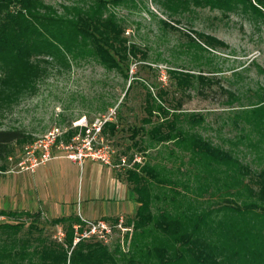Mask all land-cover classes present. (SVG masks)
I'll list each match as a JSON object with an SVG mask.
<instances>
[{"label": "rangeland", "instance_id": "374dc122", "mask_svg": "<svg viewBox=\"0 0 264 264\" xmlns=\"http://www.w3.org/2000/svg\"><path fill=\"white\" fill-rule=\"evenodd\" d=\"M44 1L59 8L61 4H68L72 0ZM134 2V5L114 9L116 15L122 19L124 35L145 53L143 61L130 62L127 79L115 70H106L91 59L72 61L67 67L52 63L45 65L46 75L36 82L34 92L26 91L15 94L10 100H0V129H18L25 136L21 140L10 142L6 157L0 159V209L10 210L8 208L11 207V202H14L13 207L18 208V202L23 197L30 200L35 186L32 176L40 173L44 191L49 186L55 190L57 184L61 188L60 191L65 190L74 201L76 200L74 208L86 201L87 191L94 194L93 201L87 206V217L84 218L98 219L100 212L106 211V214H123L125 222L132 215L127 213L131 211L130 204L134 201L130 195V200L128 199L113 171L115 174L124 172L133 160L127 165L111 168L89 158L82 164L76 161L73 163L65 153L80 147L83 142H89L92 149L101 144L113 149L112 162L118 161L116 154L121 152L126 159L133 153L139 163L145 161L151 165L160 156L167 164V153L164 149L148 148L145 153H137L138 150L132 146V140L129 138L130 127L140 125L145 114L143 106L147 92L152 96H165V102L169 105L173 103V97L182 99L183 108L203 115V126L198 131L212 143L226 147L228 143L222 138L233 137L237 131L232 127L230 119L234 110H228L229 106L248 104L256 99V94L264 93L263 17H255L249 11L243 13L239 10L222 13L218 9L208 7L191 8L190 11L170 14L153 0ZM262 12L264 13L263 9ZM162 21L169 24L164 25ZM171 24L177 28H171ZM186 30L210 35L223 42L226 47L207 54L189 44ZM195 53L201 57L194 58ZM206 55L210 57L209 63L205 62ZM213 66L218 67L220 71L208 72L214 71ZM174 68L202 70L211 78V82L203 84L202 87L198 86L202 88V94L196 93V89H189L184 92L189 95L186 96L178 91L168 73L169 69ZM128 83L129 89L123 96ZM233 96H237L238 101L229 102ZM113 109L116 110L118 124L115 133L111 135L106 130L101 134L99 130L95 135L93 125L98 124L100 117L106 116ZM222 121H225L224 125ZM143 137L142 139H145V134ZM42 144H46L50 154L57 157L44 162V165H36L34 173L19 171L21 162L23 166H27V158L39 157ZM155 151L159 152L152 158L150 154ZM251 155L252 153H249L244 161L249 163ZM58 165L65 168L61 177ZM50 166L52 173L48 175L46 169ZM156 168L154 179L157 182L152 179L155 186L149 188L151 195L156 196V200L152 202L154 218L141 230L143 233L136 241L137 253L129 252L121 256L117 252V264H131L128 261L130 259L135 264H192V255L186 252L185 242H178V236L191 231L195 235L204 233L214 238L217 235L214 229L204 227L203 220L199 221L197 217L203 210L223 204L225 198L229 199L232 206L238 203L237 197L226 192L227 190H220V193L212 187L197 189L193 188L194 182L192 187H189L186 185V173L182 174L175 168L170 170L163 164H156ZM22 178L25 185L19 180ZM123 181L130 194V184L125 179ZM39 187L42 189L41 185ZM27 208H31V205L27 204ZM77 210L74 211L76 216ZM46 214H40L39 218L33 221L35 228L31 230L30 237L41 235L47 240L61 243L65 224L51 225L49 220L52 213ZM212 218L214 219L213 216ZM2 222H22L18 236L24 237L32 218L25 215L17 218L0 216V223ZM157 222L165 223L171 234L159 228L157 224L155 226ZM227 222L228 220H225L220 226H227ZM175 223L178 229L174 233L172 230ZM195 224L200 228L196 229ZM77 229L79 230V226ZM217 231L218 234L221 233L219 229ZM125 232L113 231L112 237L106 242L108 248L111 249L113 243L119 241L124 251L127 244L122 240V235ZM131 249L132 247L130 251ZM139 249H150V258H143L141 254L138 256V253H141Z\"/></svg>", "mask_w": 264, "mask_h": 264}, {"label": "trees", "instance_id": "16d2710c", "mask_svg": "<svg viewBox=\"0 0 264 264\" xmlns=\"http://www.w3.org/2000/svg\"><path fill=\"white\" fill-rule=\"evenodd\" d=\"M153 1L170 14L208 7L222 13L249 11L255 17L264 18V0ZM134 4V0H72L56 8L44 0H0V100H10L15 94L26 91L34 92L36 82L46 75L45 65L52 63L67 67L72 61L91 59L127 79L130 62L143 61L145 53L124 35L122 19L114 9ZM162 23L169 24L166 21ZM169 26L177 28L172 24ZM185 32L189 44L207 54L226 47L210 35ZM200 57L198 53L194 54V58ZM204 59L206 63L210 62L207 55ZM212 69L214 71L208 72L220 71L218 67L213 66ZM168 73L180 93L196 89V93L202 94L199 87L211 82V78L202 70L174 68L169 69ZM129 86L130 83L123 96ZM184 94L189 96L188 93ZM238 99L233 96L229 102ZM171 100L173 103L169 105L165 102V96H152L147 92L141 124L130 127L129 138L137 153H145L148 148L164 149L171 165L168 166L160 156V161L151 165L133 160V153L125 158L126 164L131 160L133 162L117 175L130 184V197L137 206L124 222L130 227L129 232L122 235V240L127 244L124 251L119 241L114 242L111 249L94 237L73 241V224H77L79 230L83 225L74 214L49 220L51 225L65 224L63 241L56 243L41 235L30 237L31 230L35 228L33 221L39 218L40 211L0 209V216L17 218L25 215L32 218L24 237L18 236L22 222L0 223V264H117V252L121 256L129 252L137 253L136 241L143 233L141 230L154 218L152 202L156 196L151 195L149 188H153L154 182H157L154 179L156 164L186 173V185L189 187L194 182L193 188L212 187L217 192L227 190L237 197L235 206L225 198L223 204L203 210L197 217L199 221L203 220L204 227L214 229L217 234L214 238L204 233L195 235L191 231L178 236V242L186 243V252L191 253L192 264H264V93L256 94V99L248 104L229 106L228 110H234L230 120L237 131L233 137L222 138L228 143L226 147L212 143L198 131L204 122L200 112L183 108L182 99L173 97ZM100 118H106L100 125L101 134L108 130L113 135L118 128L116 110H110ZM144 134L146 137L142 139ZM24 137L18 129H0V159L6 157L10 142ZM157 152L151 153V157L154 158ZM249 153H252L249 163L257 167H251L244 161ZM120 155L124 156L120 152L116 154L117 158ZM106 219L115 221L114 216ZM225 220H228V225L220 226ZM156 224L171 234L165 223ZM194 227L200 228L197 224ZM173 228L175 233L178 225L175 223ZM218 229L221 231L219 234ZM139 251L138 256L141 254L143 258H150V249ZM128 261L135 264L131 259Z\"/></svg>", "mask_w": 264, "mask_h": 264}, {"label": "built area", "instance_id": "2783aa9c", "mask_svg": "<svg viewBox=\"0 0 264 264\" xmlns=\"http://www.w3.org/2000/svg\"><path fill=\"white\" fill-rule=\"evenodd\" d=\"M106 118L102 119L98 124H94L95 127V135L99 133L100 125ZM94 137V136H93ZM93 146V144H92ZM67 149V147H65ZM113 149L108 147L107 145H99L97 148H91L89 146V142H83L80 147H76L75 150L69 151L65 153V156L73 161L81 163L84 159L89 158L91 160L100 162L104 165L110 166L111 168L117 167L118 165H127L126 159L124 156H120L117 162H112L111 155L113 154ZM51 154L47 149L46 144L41 145V152L39 157L36 159L35 157L31 156L27 158L29 164L27 166H23V162L19 164L21 169H28L30 171L38 165L39 163L42 164L48 161L51 158ZM135 160V158L133 159ZM77 216L83 222L82 229H77V224L73 225L74 230V238L73 241L78 240L79 238H88L94 237L104 243H106L113 234V231H129L130 227L126 226L123 222V214L115 215V221H110L109 219L105 218H98V219H86L83 218L77 210Z\"/></svg>", "mask_w": 264, "mask_h": 264}, {"label": "crops", "instance_id": "0c3cea01", "mask_svg": "<svg viewBox=\"0 0 264 264\" xmlns=\"http://www.w3.org/2000/svg\"><path fill=\"white\" fill-rule=\"evenodd\" d=\"M155 153V152H154ZM153 153V154H154ZM52 159H54V157H57L55 154H52L51 155ZM156 156V155H155ZM50 158V159H51ZM159 158V157H158ZM87 159V158H86ZM84 159V160H86ZM83 160V161H84ZM91 160V159H90ZM162 160V159H161ZM73 163L75 161L71 160ZM83 161L81 162V164L83 163ZM91 161H94V160H91ZM160 160H157L155 163H158ZM45 163H43L44 165ZM168 166H170V161L168 160L167 162ZM51 169L52 167H48L46 170H47V173L48 175H51L50 173L51 172ZM19 171H30L28 169H21ZM31 173H34L35 172V167L33 168L32 171H30ZM58 173L60 174V177L63 173H65V168L62 166V165H58ZM113 174L114 176L119 180V182L122 184V188L123 190L126 191V194L128 196V199H129V193H128V190L126 189L125 185H124V181L121 177L117 176V174L114 173L113 171ZM47 175V176H48ZM20 178V177H19ZM32 179L34 180V183H35V186L34 188L32 189V192H31V197H30V200H27L26 197H23L19 202V207L18 208H15L13 207V204L14 202H11V207L8 208L10 210H28V211H40L41 214H46V213H52V216H50V218H53V217H60V216H66L68 214H74V211H76L77 209L79 210V213L81 216L84 217H87L85 215H87V211H88V205L91 204V202L93 201V195L90 191H87L86 193V201H84L83 203H81L78 208H74V205L75 204V201L73 200L74 198H72L69 193H67L65 190H62L60 191L61 188H59V186H55V190H52L51 187L49 186L45 191L43 189V181L41 178V174L40 173H35L34 176H32ZM20 181H22V183L24 184V178L22 179H19ZM25 185V184H24ZM39 185L42 186V189L39 187ZM19 188V187H18ZM108 195V193H106V196ZM130 200V199H129ZM27 204L31 205V208H27ZM117 204V203H116ZM136 206H137V203L134 201L131 202L130 204V207H131V211L127 214H133L135 209H136ZM73 207V208H72ZM76 209V210H75ZM83 210V211H82ZM83 212V213H82ZM106 211H102L100 212V216L97 217V218H100V217H112V216H115V213L114 214H106L105 213ZM85 213V214H84ZM47 215V214H46ZM49 215V214H48ZM87 219H96L95 217L93 218H87Z\"/></svg>", "mask_w": 264, "mask_h": 264}]
</instances>
